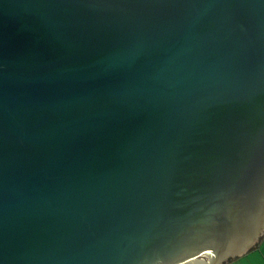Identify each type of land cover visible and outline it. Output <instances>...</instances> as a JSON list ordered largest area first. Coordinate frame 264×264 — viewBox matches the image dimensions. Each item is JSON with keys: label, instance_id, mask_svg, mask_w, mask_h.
<instances>
[{"label": "water", "instance_id": "95a60500", "mask_svg": "<svg viewBox=\"0 0 264 264\" xmlns=\"http://www.w3.org/2000/svg\"><path fill=\"white\" fill-rule=\"evenodd\" d=\"M264 235V0H0V264H224Z\"/></svg>", "mask_w": 264, "mask_h": 264}, {"label": "rangeland", "instance_id": "374dc122", "mask_svg": "<svg viewBox=\"0 0 264 264\" xmlns=\"http://www.w3.org/2000/svg\"><path fill=\"white\" fill-rule=\"evenodd\" d=\"M257 245L241 256L228 259L224 264H264V235Z\"/></svg>", "mask_w": 264, "mask_h": 264}]
</instances>
